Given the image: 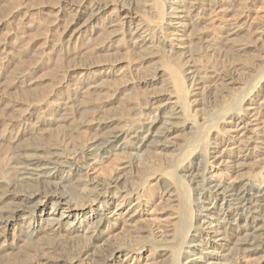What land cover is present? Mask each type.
Wrapping results in <instances>:
<instances>
[{"label":"bare ground","instance_id":"obj_1","mask_svg":"<svg viewBox=\"0 0 264 264\" xmlns=\"http://www.w3.org/2000/svg\"><path fill=\"white\" fill-rule=\"evenodd\" d=\"M1 1L11 2L0 18L8 28L0 52L9 53L20 4ZM232 1L74 0L55 9L65 24L54 50L67 61L56 89L68 92L60 102H29L0 135L14 152L10 164L0 162V264H264V163L256 178L244 171L264 158L263 88L249 96L264 68L254 57L240 62L260 80L237 83L231 101L200 121L188 98L234 84L195 68L207 52L264 48V20L243 41L232 37L240 24L211 15ZM78 49L89 58L78 63ZM11 85L37 90L28 72ZM142 87L155 89L153 100L128 123L79 149L44 143L65 126L78 129L76 114H103L113 92ZM218 114L229 119L220 130ZM214 132L224 143L211 151ZM212 164L229 177L214 175Z\"/></svg>","mask_w":264,"mask_h":264},{"label":"rangeland","instance_id":"obj_2","mask_svg":"<svg viewBox=\"0 0 264 264\" xmlns=\"http://www.w3.org/2000/svg\"><path fill=\"white\" fill-rule=\"evenodd\" d=\"M67 1L74 0H18L20 4L19 10L16 11L14 17L11 19L9 27L16 32L17 43L15 46L9 47V53L0 52V96L3 100L0 104V135L5 133L6 128L13 121H19L22 113L27 109L29 102L40 98H46L49 102L65 100L64 97L66 91L68 92V88L59 90L56 89V84L66 74L64 67L67 61L63 60V65H61V57L55 52L54 45L63 36L65 24L57 19L58 14L55 9L60 5L67 4ZM10 3L0 0V18L3 17ZM35 3H40V5L37 6ZM248 3V0H233L228 9L221 10L218 7L211 15L217 18L218 21L227 19H233L231 22L236 21L235 24H240V29L232 37L248 41L252 39L256 33L255 30L262 25V21L264 20V7L257 2L251 8H246L249 5ZM27 10L32 15L25 16L24 12ZM7 29L0 27V42L4 40ZM219 32L222 36H227L224 29L219 30ZM78 53V63L90 56L89 49H78ZM250 57L255 58L256 63L259 64V70L264 68V48L256 47L241 53L222 51L219 54H215L207 52L196 63L195 68L200 70L201 75L204 73L211 74L212 72L213 74L223 76L224 81L228 80L234 83L232 85L226 84L225 86L219 85L218 87L209 88L206 92L196 96L188 95V98L194 101L190 104L191 111L198 121L218 111L225 103L230 102L234 94L239 92V90H235L239 86L237 83L246 82L250 84L260 80V77L255 79V76L258 74L257 72L247 75L242 73L239 68L240 62H244ZM151 66L152 64L150 63L138 66L133 73V77L139 80ZM27 72L37 82V90L33 95L31 94L33 92H26V90L19 86L11 85L20 75ZM191 82L192 79L188 76L186 84ZM232 86L233 88H231ZM262 88L264 91V82L257 92L249 95L250 99L254 98ZM152 91L142 87L136 90H127L123 93L122 91L115 94L113 92L116 98L110 103L104 104L103 114H98V112H90L83 116L76 114L73 124L78 129L73 130L69 126H65L59 133L48 138L44 143L55 144L70 150L79 149L86 145L93 137L113 127H120L128 123L138 108L146 107L153 100L150 96ZM218 115L217 120H220V122L218 123L217 130H220L222 127L228 126L229 119L223 118V120L222 116ZM106 117L112 120L111 123L105 128L99 127L98 123ZM209 142L211 151L224 143V141L221 142L220 136H216L215 132L210 135ZM13 155L14 152L8 147V143L0 142V162L3 161L10 164ZM261 163H264V158L244 171L256 178L264 170H260ZM210 171L217 177H229L225 175L222 165L212 164ZM133 243H138V241H134ZM146 248L151 249L152 247L147 245ZM251 264H262L261 259L255 258Z\"/></svg>","mask_w":264,"mask_h":264}]
</instances>
